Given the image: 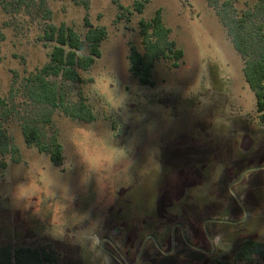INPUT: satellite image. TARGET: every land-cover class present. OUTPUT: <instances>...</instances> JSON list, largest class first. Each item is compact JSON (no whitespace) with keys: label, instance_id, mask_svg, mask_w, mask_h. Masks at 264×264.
I'll return each mask as SVG.
<instances>
[{"label":"rangeland","instance_id":"1","mask_svg":"<svg viewBox=\"0 0 264 264\" xmlns=\"http://www.w3.org/2000/svg\"><path fill=\"white\" fill-rule=\"evenodd\" d=\"M133 1L0 0V125L9 146L0 173V248L54 250L55 264H119L117 257L122 264H264V256L235 259L242 241L264 242V186H254L264 173L249 172L230 187L264 164L248 148L264 126L242 57L206 0H149L141 14ZM157 9L183 57L176 68L156 61L153 86H143L129 72L128 54L130 47L142 52L138 22ZM84 17L106 30L100 57L79 82L49 79L80 119L35 104L27 92L54 46L45 28L65 24L84 39ZM122 93L127 99L116 111ZM27 122L45 142L56 137L61 166L26 144ZM209 219L232 223L204 228ZM219 234L226 250H213Z\"/></svg>","mask_w":264,"mask_h":264},{"label":"trees","instance_id":"2","mask_svg":"<svg viewBox=\"0 0 264 264\" xmlns=\"http://www.w3.org/2000/svg\"><path fill=\"white\" fill-rule=\"evenodd\" d=\"M217 14L222 27L235 49L242 57L244 80L255 97L258 121L264 125V0H255L251 6L240 11L234 5L238 0H206ZM149 0H134L132 10L141 14ZM119 9H124L118 5ZM87 28L84 39L65 24H49L44 30V39L54 43L48 54V62L30 77L32 86L27 97L35 104L47 105L52 109H63L72 118L78 116L73 109L64 106V98L57 90L51 77H60L65 81L79 82L80 71H86L100 57V44L106 38L103 26L93 27L84 17ZM142 52L130 47L128 54L129 72L140 85L153 86L152 68L158 60H169L176 68L183 57V51L169 39L170 31L162 22L161 10H155L149 20L138 22ZM87 53L84 54V50ZM21 132L27 145H33L39 152H46L51 163L59 167L62 164V147L55 136L48 142L43 140L39 128L27 122L21 126ZM8 140L0 125V173L6 168L4 156L8 150ZM264 256V242L254 239L242 241L235 259L243 261L252 256ZM57 256L54 250L46 248H18L12 250L7 245L0 248V264H55ZM222 264V263H219Z\"/></svg>","mask_w":264,"mask_h":264},{"label":"clouds","instance_id":"3","mask_svg":"<svg viewBox=\"0 0 264 264\" xmlns=\"http://www.w3.org/2000/svg\"><path fill=\"white\" fill-rule=\"evenodd\" d=\"M119 96L121 97V105L119 108L116 109V111H118L120 108L123 107V105L127 99L126 94L122 93ZM78 128H79V126H77V128L74 129L73 131L74 132L77 131ZM84 130L88 132L90 140L94 141V140L99 139V133L97 132V130L95 128H85ZM82 162L87 166V162H86V160H83V157H82ZM211 244L213 246V250H216V249L226 250V248H227V242H226V240L222 234H219V235L212 237L211 238Z\"/></svg>","mask_w":264,"mask_h":264},{"label":"crops","instance_id":"4","mask_svg":"<svg viewBox=\"0 0 264 264\" xmlns=\"http://www.w3.org/2000/svg\"><path fill=\"white\" fill-rule=\"evenodd\" d=\"M260 125H262V124H260ZM262 126H264V125H262ZM263 133H264V131H263ZM249 140L247 141V142H249V146H248V148L249 149H253L254 151L256 150V151H259V152H261L262 153V156L264 157V137H262V139H260L259 141H257V142H254L253 140H252V138L250 139V138H248ZM255 144V145H254ZM255 167H262V168H260V169H256V170H251V171H249V172H254V171H257V172H260V173H264V164L263 165H254V166H252V167H250V168H255ZM250 168H248V169H250ZM248 169H246V170H248ZM243 172H245V171H243ZM242 172V173H243ZM249 172H247V173H249ZM247 173H245V174H247ZM244 174V175H245ZM264 175V174H263ZM264 177V176H263ZM263 182V181H262ZM261 184V182H255L254 183V186L255 185H257L258 187H263L264 186V182H263V185L261 186L260 185Z\"/></svg>","mask_w":264,"mask_h":264},{"label":"water","instance_id":"5","mask_svg":"<svg viewBox=\"0 0 264 264\" xmlns=\"http://www.w3.org/2000/svg\"><path fill=\"white\" fill-rule=\"evenodd\" d=\"M260 168H262V167H255V168H250V169H248V170H245V172H243V173L241 174V176H240L236 181H234L232 184H230V187H231L232 185H234L235 183H237L245 173H247V172H249V171H251V170H256V169H260ZM207 222L232 223V222H230V221H226V220L209 219V220H205V221L203 222L204 228H205V225H206ZM233 223H234V222H233ZM139 256H140V254H139ZM139 256H138V258H139ZM137 261H138V259H137ZM126 264H129V263H126Z\"/></svg>","mask_w":264,"mask_h":264},{"label":"flooded vegetation","instance_id":"6","mask_svg":"<svg viewBox=\"0 0 264 264\" xmlns=\"http://www.w3.org/2000/svg\"><path fill=\"white\" fill-rule=\"evenodd\" d=\"M178 226V228H180V230H182L181 229V227L179 226V225H177ZM182 232V231H181ZM112 234H114V232H112ZM147 238H151L150 236H148ZM106 242L108 243V244H110L111 245V240H109V238H106ZM113 247V246H112ZM114 249V251L116 252V254H118V255H122V253H119V251L118 250H116V248H113ZM172 254V251H169V252H163V256H169V255H171ZM111 255H112V252H111ZM113 256L114 255H112V258H113ZM119 264H122V262L120 261V259L117 257V260H116Z\"/></svg>","mask_w":264,"mask_h":264}]
</instances>
